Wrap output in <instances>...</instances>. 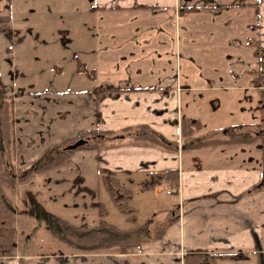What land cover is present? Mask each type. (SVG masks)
I'll use <instances>...</instances> for the list:
<instances>
[{
	"label": "crops",
	"instance_id": "crops-1",
	"mask_svg": "<svg viewBox=\"0 0 264 264\" xmlns=\"http://www.w3.org/2000/svg\"><path fill=\"white\" fill-rule=\"evenodd\" d=\"M7 7L10 35L0 36L16 86L0 90L13 118L5 171L42 163L47 150L79 133L105 134L84 138L100 141L95 150H75L31 178L71 183L61 197L78 187L87 201L73 227L87 228L98 223L109 180L118 184L115 195L128 192L126 201L133 198L127 188L141 182L152 222L124 239L139 241L140 253L31 256L14 248L0 264H184L190 255L217 264L262 251L264 0H0V14ZM183 119L199 124L187 143ZM139 128L164 146L136 141ZM168 172L175 180H164ZM27 182L10 196L14 224L15 188ZM157 185L171 198L159 218ZM47 189L39 196L49 210L55 199ZM66 202L65 212L47 216L69 223L77 205ZM128 210L134 223L126 230H133L140 210ZM41 229L53 240L47 224ZM212 256L222 258L211 263Z\"/></svg>",
	"mask_w": 264,
	"mask_h": 264
},
{
	"label": "rangeland",
	"instance_id": "rangeland-1",
	"mask_svg": "<svg viewBox=\"0 0 264 264\" xmlns=\"http://www.w3.org/2000/svg\"><path fill=\"white\" fill-rule=\"evenodd\" d=\"M9 46L4 43L3 38L0 36V90H5L4 92L11 89V86L15 88V81L10 80V72H12L11 66L8 64L10 60L9 56H5L3 53V49ZM5 73V74H4ZM4 74V75H3ZM3 75V76H2ZM7 80V86L4 87V82ZM221 139V138H220ZM250 151V148H245ZM264 171V167L262 169ZM16 172V171H14ZM33 178V177H32ZM29 178L27 184L18 185L15 188V197H13V213L15 216L16 224H14V217L12 215V227L14 229V247L18 254L21 255H31V256H46L49 254H61L66 253L72 250L69 246L74 241V237L78 236V239L81 237L84 238L83 233L81 231H77L73 226L78 225V217L81 215L83 208L86 204L87 198H80V189L78 187L70 188V192L61 197L60 193L63 190L69 188L71 183L69 184H49V186L38 180H33ZM19 183H16L17 185ZM107 185V183H104ZM75 183L72 184L74 186ZM141 182H134L130 187L133 198L131 201H126V199L121 198V196H117L114 194V199L112 200L109 195V190L107 187H104L102 193H100V202L104 205V210H106L105 220L109 222V224L114 225L116 227H120L117 231H114L111 236L115 240H124L126 238L131 239L139 236L140 233H144L148 223L151 224V211L148 207H151L147 204L146 196H143V191L141 190ZM77 186V185H75ZM48 197H52L55 199L54 202H51L48 206L49 210L46 208V204L43 202L39 193L44 191L47 188ZM166 188L157 185L154 191L153 200L157 202L156 208L153 210V214H155L157 218L161 217L162 211L167 204L171 200L169 196L165 195ZM264 191V184H263ZM8 193L7 191H5ZM117 194V193H116ZM45 197V196H44ZM123 204L129 207L136 206L139 208V213L137 215L136 227L133 230H126V228L130 227V222L123 221L122 213L118 210L117 206L114 205V201L122 200ZM45 200V199H44ZM71 203L72 206L77 205V209L71 215L69 223L63 221V216L60 218L48 217V214H57L58 211L65 212L64 202ZM66 202V203H67ZM80 202L82 204H80ZM75 208V207H73ZM147 210V211H146ZM150 211V212H149ZM160 213H159V212ZM76 212H78L76 214ZM64 215V214H63ZM128 215V214H127ZM154 217V218H155ZM136 218V217H135ZM153 218V219H154ZM126 219V218H125ZM48 220V221H46ZM54 220V222L52 221ZM151 221V222H150ZM158 220L155 219L154 223H157ZM49 226L51 230H54L57 233L70 234L71 239H68L64 242H59L56 239L49 240L46 236L47 233L41 227ZM15 226V227H14ZM146 226V227H145ZM49 237V236H48ZM82 238V239H83ZM81 240V239H80ZM104 251V250H103ZM78 252V251H75ZM94 253V252H90ZM206 262V261H205ZM217 264H264V242L262 251L253 256H247L242 258L241 260H232L231 263H217Z\"/></svg>",
	"mask_w": 264,
	"mask_h": 264
},
{
	"label": "trees",
	"instance_id": "trees-1",
	"mask_svg": "<svg viewBox=\"0 0 264 264\" xmlns=\"http://www.w3.org/2000/svg\"><path fill=\"white\" fill-rule=\"evenodd\" d=\"M0 35L8 40L10 35L9 27V8H6L4 14H0ZM13 118L11 112V101L8 96L0 93V257L12 256L14 252V229L12 227V201L10 196L13 194L14 186L16 183H24L32 176L51 170L55 167L63 164L75 150H95L99 144V140H89L84 145L78 147L75 150H67V147L72 145L75 141L84 138H95L96 136H105L102 133L85 132L79 133L75 138L68 139L62 143L52 147L46 151L44 158L46 159L42 163H33L28 168L20 171H5V163H7L13 154V138H12ZM129 130H124L127 132ZM199 131V124L197 121L188 122L183 119L180 123V136L183 143H187L193 133ZM134 139L136 141L145 142L157 146H164V143L159 140L156 135L146 131L143 128H139ZM202 146V145H196ZM262 163L264 165V139L262 140ZM43 158V159H44ZM175 175L172 172L162 174V177L169 178L171 181L175 180ZM111 189L109 195L111 199H114V191L118 188V184L109 180ZM7 191L8 193H6ZM123 195L128 197V192L123 191ZM124 197V199H125ZM122 200L114 201L118 210L126 216L125 221L134 223L133 211L128 210L127 206L123 204ZM128 214V215H127ZM106 212L104 208L99 205L97 208L98 223L94 228L72 227L77 231L83 233V237L78 239V236L74 237V241L69 246L71 249L80 252H97L102 250L115 249L120 253H125L127 250L139 247V241H127V240H115L111 234L116 231V228L109 224L105 220ZM49 236L59 242L67 241L71 239L70 234L57 233L48 226L47 230ZM83 238V239H82ZM222 257H210L211 263L215 259ZM184 264H201L200 257L190 255L185 259Z\"/></svg>",
	"mask_w": 264,
	"mask_h": 264
},
{
	"label": "water",
	"instance_id": "water-1",
	"mask_svg": "<svg viewBox=\"0 0 264 264\" xmlns=\"http://www.w3.org/2000/svg\"><path fill=\"white\" fill-rule=\"evenodd\" d=\"M85 143H87V140H85V139L77 140L72 145H70L69 147H67V150H75L78 147L84 145Z\"/></svg>",
	"mask_w": 264,
	"mask_h": 264
},
{
	"label": "flooded vegetation",
	"instance_id": "flooded-vegetation-1",
	"mask_svg": "<svg viewBox=\"0 0 264 264\" xmlns=\"http://www.w3.org/2000/svg\"><path fill=\"white\" fill-rule=\"evenodd\" d=\"M257 136H259L261 138V140H263L264 139V129H261L260 131H258ZM263 173H264V171H263Z\"/></svg>",
	"mask_w": 264,
	"mask_h": 264
},
{
	"label": "built area",
	"instance_id": "built-area-1",
	"mask_svg": "<svg viewBox=\"0 0 264 264\" xmlns=\"http://www.w3.org/2000/svg\"><path fill=\"white\" fill-rule=\"evenodd\" d=\"M136 249V251H137V253H140V250H139V248L137 247V248H135Z\"/></svg>",
	"mask_w": 264,
	"mask_h": 264
}]
</instances>
